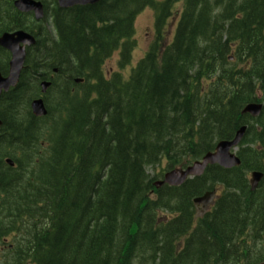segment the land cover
Listing matches in <instances>:
<instances>
[{
	"label": "trees",
	"instance_id": "obj_1",
	"mask_svg": "<svg viewBox=\"0 0 264 264\" xmlns=\"http://www.w3.org/2000/svg\"><path fill=\"white\" fill-rule=\"evenodd\" d=\"M178 1L184 3L185 11L173 42L163 52L160 43L153 46L128 79L118 73L107 77L101 66L113 52L121 49L122 64L129 60L136 14L150 6L158 25L163 26ZM236 1L102 0L95 6L55 10L60 36L49 63L57 66L60 54L67 52V57L83 63L79 73L84 68L93 70L90 78L95 83L91 89L75 85L72 93L56 88L58 106L65 102L68 112L65 117L61 113L53 117L54 144L47 159L41 158L42 163L30 169V162H25L26 177L16 172L4 174L0 239L14 229L22 230L21 253L35 264H133L138 254L142 258L152 255L155 262L160 252L166 256L161 264H239L244 251V255L251 254L249 242L239 240L243 231L255 228L258 219L264 221L262 196L255 194L242 201L235 192L230 193L233 200L221 203L206 225L188 233L177 255L172 247L190 228L192 219L165 223L163 230L157 226L155 202L149 199L153 187L146 172V166L160 161L163 154L173 164L183 163L188 158L178 156L184 148L193 159L196 148L201 149L197 134L204 142L201 145H206L205 152L214 145L215 135L228 137L232 131L225 135L218 125L238 127V121L225 114L229 110L224 101L230 90L228 81L239 88L243 80L237 66L227 63L230 39L222 40L225 20L232 18L223 17L224 13L222 17L211 15L214 4L227 11ZM4 5L0 0V6ZM247 5L249 16L234 21L229 38L243 40L245 30L261 33L264 0H250ZM22 22L27 29L34 28L25 17ZM252 40L249 37L246 44L253 47ZM213 74L217 80L211 84L210 95L203 97V80ZM66 77L60 81L65 82ZM92 90L95 97L90 99ZM212 96L214 102L209 101ZM237 103L230 110H238ZM8 108L6 127L14 129L9 146L15 151L33 143L35 137L21 130L22 116L11 104ZM253 155L264 159V152ZM254 164L260 165L258 158L243 161L244 167ZM189 185L183 195L187 202L204 187L201 180ZM177 192L169 190L173 196ZM162 244L171 249L160 250Z\"/></svg>",
	"mask_w": 264,
	"mask_h": 264
},
{
	"label": "water",
	"instance_id": "obj_2",
	"mask_svg": "<svg viewBox=\"0 0 264 264\" xmlns=\"http://www.w3.org/2000/svg\"><path fill=\"white\" fill-rule=\"evenodd\" d=\"M88 1H92V0H59L62 6H71V5L80 3V2H88ZM16 5L22 11L34 10L38 18L43 16V9H42V5L40 2L38 3V2H35L34 0H19L17 1ZM20 43L32 44L34 43V39L32 36H30L24 31H19L15 34H4L2 37H0V44L4 46L5 48L11 50V52L13 53V58L10 63V67H11L10 75L7 79H4V80L0 76V87L4 85L5 88H8L10 85H15L18 80L19 73L22 68L24 58H25V47L20 46ZM34 109L37 113L44 114L45 112L42 101L40 100L34 103ZM247 110L252 111L254 113L255 108H253L252 106H249ZM242 131L243 130H241L240 132ZM240 132L233 141L220 142L217 147L218 152L215 154H208L205 157L204 162L199 166L203 167L208 162H219L222 165L227 166V167H231V166L238 164L239 159L238 157L230 154V148L238 144L241 138ZM196 168L197 166L196 167L192 166L178 174L168 173L166 175L165 180L172 184L181 183L185 180L188 174L195 173ZM260 178H261L260 173L255 174L253 185H255Z\"/></svg>",
	"mask_w": 264,
	"mask_h": 264
},
{
	"label": "rangeland",
	"instance_id": "obj_3",
	"mask_svg": "<svg viewBox=\"0 0 264 264\" xmlns=\"http://www.w3.org/2000/svg\"><path fill=\"white\" fill-rule=\"evenodd\" d=\"M8 10V8L6 9ZM9 11H12L11 8H9ZM136 27V33H135V40L137 42L136 48L134 49L133 64H136L144 55L146 54L149 45L151 42L155 39L154 38V32H153V10L147 9L143 12H141L135 22ZM167 27V41L171 39L172 33H173V27H175L174 21H171L166 24ZM169 28V29H168ZM166 38V37H165ZM105 65V69L109 70L111 73L118 69V54H115L111 59H109ZM166 167L165 161L159 164L156 167L149 168V174L151 176H156V179L159 178Z\"/></svg>",
	"mask_w": 264,
	"mask_h": 264
},
{
	"label": "flooded vegetation",
	"instance_id": "obj_4",
	"mask_svg": "<svg viewBox=\"0 0 264 264\" xmlns=\"http://www.w3.org/2000/svg\"><path fill=\"white\" fill-rule=\"evenodd\" d=\"M28 72V71H27ZM30 73V72H29ZM7 107L4 104L0 105V113H4L6 111ZM8 120H10V115L9 113L6 116V124L8 123ZM4 136V134H3ZM2 138L1 134H0V139ZM0 157H1V152H0ZM263 216V215H262ZM253 233L255 234V236L259 237L260 235L264 234V224H263V220H257L255 222V228H253ZM247 239L245 237H243L240 241V243H244ZM248 241V240H247ZM249 242V241H248ZM230 249V248H229Z\"/></svg>",
	"mask_w": 264,
	"mask_h": 264
},
{
	"label": "bare ground",
	"instance_id": "obj_5",
	"mask_svg": "<svg viewBox=\"0 0 264 264\" xmlns=\"http://www.w3.org/2000/svg\"><path fill=\"white\" fill-rule=\"evenodd\" d=\"M67 78V77H66ZM145 119V118H144ZM131 137V136H130ZM92 161V160H91ZM90 162V161H89ZM30 164V163H29ZM86 167V166H85ZM83 175H84V173H83ZM62 180V179H61ZM80 240V239H79ZM68 251V250H67ZM220 252V251H219ZM209 259V258H208ZM218 260V259H217ZM219 263V262H218Z\"/></svg>",
	"mask_w": 264,
	"mask_h": 264
}]
</instances>
